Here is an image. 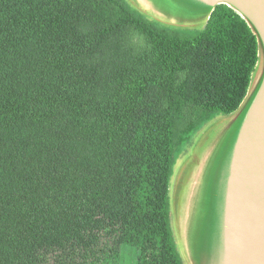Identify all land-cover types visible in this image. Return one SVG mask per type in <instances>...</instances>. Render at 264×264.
<instances>
[{"label":"trees","instance_id":"16d2710c","mask_svg":"<svg viewBox=\"0 0 264 264\" xmlns=\"http://www.w3.org/2000/svg\"><path fill=\"white\" fill-rule=\"evenodd\" d=\"M208 11L189 30L126 0H0V264H119L124 245L184 264L176 159L247 102L260 54L233 9Z\"/></svg>","mask_w":264,"mask_h":264},{"label":"rangeland","instance_id":"374dc122","mask_svg":"<svg viewBox=\"0 0 264 264\" xmlns=\"http://www.w3.org/2000/svg\"><path fill=\"white\" fill-rule=\"evenodd\" d=\"M126 1L148 19L176 29L200 30L213 13L194 0H155L161 14H155L140 0ZM257 71L258 65L248 96L253 90ZM246 103L231 116L215 115L181 147L176 159L169 187L170 219L184 264H201L202 259L220 250L222 180L238 125L235 119H239ZM220 136L222 139L216 145ZM209 150L210 156L200 168L202 157ZM139 255L137 248L121 246L119 264H137Z\"/></svg>","mask_w":264,"mask_h":264},{"label":"water","instance_id":"95a60500","mask_svg":"<svg viewBox=\"0 0 264 264\" xmlns=\"http://www.w3.org/2000/svg\"><path fill=\"white\" fill-rule=\"evenodd\" d=\"M194 1L211 10L233 9L258 37V75L238 119L222 180L218 264H264V0Z\"/></svg>","mask_w":264,"mask_h":264},{"label":"flooded vegetation","instance_id":"af4514ba","mask_svg":"<svg viewBox=\"0 0 264 264\" xmlns=\"http://www.w3.org/2000/svg\"><path fill=\"white\" fill-rule=\"evenodd\" d=\"M146 7H148L149 9H151V10H153L154 12H155V14H161L160 12H159V10L157 9V6H158V3H156L155 2V0H140ZM157 2H159V0H157ZM238 122V120L236 121V119H235V124ZM232 126V125H231ZM226 130H224L222 133H224ZM222 138H221V136L220 137H218V139H217V141H216V145L220 142V140H221ZM210 152H211V150H209L208 152H205L204 153V156L202 157V162H201V166H200V168L201 167H203L205 164H206V162H207V160H208V158H209V156H210ZM218 254V258H219V252L217 253ZM193 255V254H192ZM217 264H218V259H217Z\"/></svg>","mask_w":264,"mask_h":264}]
</instances>
